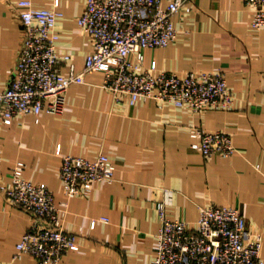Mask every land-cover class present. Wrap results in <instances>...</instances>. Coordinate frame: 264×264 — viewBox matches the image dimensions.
Returning a JSON list of instances; mask_svg holds the SVG:
<instances>
[{
    "label": "crops",
    "instance_id": "obj_1",
    "mask_svg": "<svg viewBox=\"0 0 264 264\" xmlns=\"http://www.w3.org/2000/svg\"><path fill=\"white\" fill-rule=\"evenodd\" d=\"M16 1L0 0L1 88L14 77L24 38ZM32 1L63 12L56 24L57 48L71 59L60 69L66 75L73 66L82 71L93 50L78 23L86 0ZM190 4L191 11L173 18L176 40L146 49L144 64L156 60L153 73L223 70L235 95L233 109L194 112L154 100L132 105L114 98L104 86V72L89 71L85 82L68 89L63 113L44 109L11 123L0 117V183L10 180L11 168L21 160L25 176L50 187L61 204L67 199L60 176L65 155L96 159L104 152L116 166L112 182L97 183L90 193L69 200L65 226L79 233L77 246L47 264H152L163 200L171 217L192 225L202 206L237 207L249 229L264 236V28L252 26L254 11L244 0ZM194 126L229 132L237 151L205 156L192 148ZM32 220L0 190V264H39L31 254L14 257Z\"/></svg>",
    "mask_w": 264,
    "mask_h": 264
},
{
    "label": "built area",
    "instance_id": "obj_2",
    "mask_svg": "<svg viewBox=\"0 0 264 264\" xmlns=\"http://www.w3.org/2000/svg\"><path fill=\"white\" fill-rule=\"evenodd\" d=\"M193 0H86L78 17L81 29L90 36L93 50L82 71L71 68L64 74L60 65L71 59L57 48L56 24L63 12L37 7L32 0H17L24 29L14 77L0 87V117L11 123L23 114L42 110L61 114L67 92L74 83L85 82L89 71L105 73L104 86L117 101L132 105L147 100L187 107L194 112L229 110L235 105L223 70L189 71L185 74L157 69L153 60L144 64L145 50L166 47L178 36L174 16L191 11ZM253 8L252 26L264 28V0H244ZM197 140L192 148L205 156H231L237 151L233 136L225 130L191 128ZM3 151L0 149V167ZM116 166L101 152L96 159L68 154L62 159L60 176L66 200L57 204L55 192L44 183L25 176V163L17 161L10 180L0 183L8 202L33 215L17 244L15 258L34 256L39 264L58 262L77 246L78 234L65 226L69 200L90 193L97 183L112 182ZM161 226L152 264H264L263 233L249 229L247 217L234 206H202L195 225L173 218L163 200L158 204Z\"/></svg>",
    "mask_w": 264,
    "mask_h": 264
}]
</instances>
